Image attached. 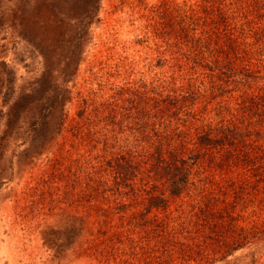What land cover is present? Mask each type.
Returning <instances> with one entry per match:
<instances>
[{
  "label": "rangeland",
  "instance_id": "374dc122",
  "mask_svg": "<svg viewBox=\"0 0 264 264\" xmlns=\"http://www.w3.org/2000/svg\"><path fill=\"white\" fill-rule=\"evenodd\" d=\"M233 1L0 0V264H264V117L242 120L241 91L210 98L209 71L185 54L187 15L206 23L189 35L213 33L220 7L244 24L243 91L264 88V0ZM191 88L198 121L186 126L259 131L245 161H202L177 196L139 175L115 187L100 155L139 146L105 103Z\"/></svg>",
  "mask_w": 264,
  "mask_h": 264
},
{
  "label": "trees",
  "instance_id": "16d2710c",
  "mask_svg": "<svg viewBox=\"0 0 264 264\" xmlns=\"http://www.w3.org/2000/svg\"><path fill=\"white\" fill-rule=\"evenodd\" d=\"M198 5H235V1L202 0ZM202 12L208 13L207 7H203ZM187 18L189 23L183 28L186 32L183 36L191 53L185 54L192 55L195 65L209 71L206 76L211 78L202 76L209 78L205 91L211 93L210 98L224 94L231 97L234 91H241L234 100L237 110L242 113V120H249L248 125L261 122L260 118L264 117V88L249 93L243 91L249 87L251 71L246 67L236 69L233 65L240 58L239 52H242L241 47L238 51V46L246 35L244 24L230 23L225 10L218 7L212 23L213 33L203 34L205 31H200L195 36V33L188 34L189 27H204L205 20L201 19L202 22L198 23L200 18L194 17V12L189 13ZM197 90L135 89L124 98L119 96L115 102L105 103V108L112 107L109 109L112 115L108 116L110 124L119 123L127 128L139 146L134 150L105 151L100 155V167L110 171L115 187L132 190L133 182L139 175L138 179L144 184L162 180L168 194L177 196L189 185L190 171L202 161L220 169L234 166L238 159L245 161L247 153L244 149L252 145L248 139L256 134L260 136L259 131L251 133L248 126H241L240 122L232 119H219L214 125L201 123L193 128L189 120L186 126L188 119L198 121L196 114L189 109L198 98ZM154 202L158 205L163 199L155 197Z\"/></svg>",
  "mask_w": 264,
  "mask_h": 264
}]
</instances>
